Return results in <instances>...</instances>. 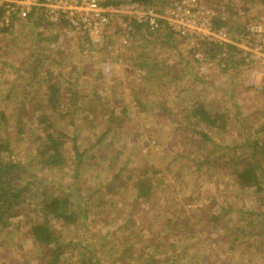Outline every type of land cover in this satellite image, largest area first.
Returning a JSON list of instances; mask_svg holds the SVG:
<instances>
[{"label":"rangeland","instance_id":"1","mask_svg":"<svg viewBox=\"0 0 264 264\" xmlns=\"http://www.w3.org/2000/svg\"><path fill=\"white\" fill-rule=\"evenodd\" d=\"M165 1L163 0L161 3ZM202 2L211 8H215L213 4H215L216 0H203ZM165 4H168V1ZM221 4L222 2L218 3L219 6ZM42 15L40 12V27L38 30H41L40 33H43V36H41L42 40L35 48L30 50L20 48L19 43L23 39L26 42L32 41L33 36L30 28L24 26L15 28L9 25L11 28L8 31L0 32V143H2L3 139H7L13 158L24 163L35 175L37 182V185H34L35 189L41 190L43 186H47L52 182H54V185L62 183L77 184L79 186L82 184L93 183V185H97L98 183H104L113 174L108 171L109 161H114L113 155L120 152L121 156L115 160L116 164H113V166H115V171H118L123 166L126 167L123 176L120 178L121 181L125 179V182H127L129 180L125 178L127 175L132 172H138L139 169L144 167H148L149 174L154 173V170H158L159 173L162 172L165 175L164 185L163 187L161 185L158 187L156 195L159 198L160 195L164 197L165 202L168 204L163 208L157 207L152 213L139 216H136L134 210L129 213L126 209L130 199H132L133 190L129 185L125 187V185L121 184L117 187L119 191L116 200L123 207L118 212H115L116 220H119L120 223L127 221L131 225L130 243L135 247L142 241V238L144 239L142 236H145L148 232L155 231L154 228L158 229V235L164 236L165 232L170 229L167 227V220L174 223V220L182 219L183 222L191 214L190 221L192 219L193 224H204L206 221L203 218L200 219L198 215H192L194 210L200 211L197 210L199 206H203V210L200 211L201 214L203 211L210 214L215 210L223 213L220 221V227L223 230L221 228L220 230L225 233V236L227 234L225 229L229 230L239 227L248 231L250 236L263 232L259 224L264 223V216L253 215L252 212L264 211V205H262L258 196L252 195L251 192H245V190L240 188L235 176L231 173L230 167L227 169L221 165L237 155H241L240 157L244 158L251 154L243 144L254 137L259 140L260 145L255 155L262 161V169L264 171V145L261 144L264 142V115L262 114L264 108V55L257 62L250 63L249 66L244 65L243 60L239 58L243 69L251 73V78L247 76L249 84L245 88L246 71L237 68L235 69L236 72L233 69L229 70V65L233 63L232 61L228 63L227 69L220 65H214L202 73L201 66L193 60L188 52L186 42L177 35L156 34L159 32L153 34L149 30L151 34L143 35L141 34V29L135 26V34L130 43L123 44L117 31L120 28L115 25L113 26L114 33L112 31L107 32L102 45L90 43L89 48H85L78 33L70 28L68 22H51L43 19ZM255 15L264 16V8ZM248 19L250 17L246 18V20ZM239 20L242 21V19ZM241 26L229 23V27L232 30L237 29L236 31H238ZM55 34L58 35L57 40L54 39ZM114 34L116 37H114ZM109 39L114 42V46L118 48L121 46L123 49H128L127 47H131L132 44L135 45L134 42H138L136 44L140 45V43H146L148 40H151L153 45L149 47L150 51L142 52L139 49L141 52L138 53V51L134 50L132 52L134 57L127 58L124 52L121 53L120 50L109 49ZM80 42L81 44H79ZM162 43H168L172 49L163 48ZM70 44L74 47L75 45L83 47L85 53L82 51V55L80 53L79 55H74L76 53L72 55L70 52V55L58 54L57 47L64 46L65 48ZM2 45L11 47L7 49V52L11 53L9 58L12 61L16 59L15 62L7 65L2 64ZM150 53H154V55ZM160 53L162 54V62L161 66L160 64L156 65V72L155 69H152L151 64L142 63V61L138 60V58L144 60V55L147 58L146 54L154 57L155 55H160ZM138 54L139 57L137 58ZM151 56H148V58H151ZM180 57L186 58L188 64L192 65L193 73L199 79H192L196 75L178 64ZM17 59H23L28 62L25 66L27 68L23 70V78L17 75L18 71L15 64L18 62ZM118 59H121L122 62H117ZM79 60L81 61L79 62ZM165 61L169 63L164 65ZM175 61L178 64L177 66L174 64ZM106 62L114 64L115 68H113L111 73H107L104 68ZM164 67L170 70L166 79L165 75L163 76L160 73ZM255 70L262 71V76L253 78ZM227 71L229 74L234 73L237 77H240L239 84H241L242 88H239V85L232 86L228 81L218 83L221 75ZM215 72H218L217 78L213 75ZM2 73L4 74L2 75ZM36 73L41 74L32 78L31 76ZM144 74L145 76L142 77ZM10 75H13L12 79L6 80L3 77L6 76L8 78ZM14 81L15 83L13 84ZM191 81L204 86V93L202 92L201 97L207 104L211 101L212 103L217 102V97L213 95H220L221 98L223 96L222 99L227 101L228 99L231 100V96L237 91L238 94L241 93L240 96H235L234 99L237 98L244 104L247 103L249 105L242 108L244 110L243 113H245L243 115L244 126L243 121L234 119L228 122L229 124H227L225 130L217 131L211 129L209 139L204 140L200 136L201 140L198 147L194 143L177 141V135L180 133L176 134L172 126L161 127L159 122L153 124L152 120H150L151 117L149 118L150 113H143L142 115L138 111L143 105H150L152 100L161 101V98L166 103L172 101L173 105L178 104L180 99L176 94L181 89L189 87L192 83ZM49 83L50 85L54 83L59 88V102L50 103L47 101ZM8 95L9 100L5 104L4 113H2V105ZM187 95H190V92ZM121 97H128L126 102L127 106L131 107L133 128H129V139L127 140L118 135L114 137V134L108 137L111 141V149L109 150L111 154L108 155L110 160L101 161L100 167L102 168L97 167L99 165L96 164L97 161H100L96 159L97 156L100 159L99 155H94L90 159L87 155V159H84L85 165L79 167L80 176L77 178L73 176L71 167H66V169H46L39 163L40 158L36 149L39 141L36 139V135L45 138L47 133L63 134L64 147L70 161L75 159L73 154L75 152L73 148L75 136L79 146L78 150H87V153H91V146L98 141V137L106 132L110 112L115 110V106ZM235 104L236 101L232 104V108L229 109L230 113L236 117L238 114L234 107ZM120 105L116 106V109L121 107ZM225 105L224 103L218 105L217 108L221 113L225 112L226 108H223ZM121 112L122 110H115V113L123 117ZM165 116V120H167L169 118L168 113ZM42 117H44V122H41ZM160 120V125L165 124L164 119L160 118ZM48 125L51 126L46 128ZM150 126L157 129L150 130ZM191 129L194 130V128H188L185 132L189 131L194 134ZM102 146L100 144V148ZM237 146V150L233 149ZM180 149L184 150L185 152L182 153L188 157L192 154V158L176 159L175 156L181 153ZM200 150L203 154H212L215 170L207 167V165L211 166V164L204 163L198 166L197 162L202 161L201 158L203 157L200 154ZM100 151H103V148ZM195 151L199 152V157L194 154ZM0 156L4 160H9L10 157L7 151L0 152ZM230 165H232V162ZM44 180L48 181V183L44 182ZM119 182L117 181V183ZM42 184L43 186H41ZM247 211L251 212V214L247 213ZM94 212L98 216L99 210H94ZM204 217L208 218V216ZM30 219H32V213L24 211L11 220L6 230H2L0 227V264H43L39 261L43 259V256H41L42 251H44L43 247L38 246L29 236L27 222ZM88 224L95 229L94 233L97 234L102 231L98 226L99 224H91L90 222ZM181 227L183 226H179V228ZM204 229V227H200V233L196 237L198 239L191 241L185 235H181L177 238V241L175 240L177 249L189 241H191L190 245L193 247L188 252L181 253L182 259L177 264H190V262L198 264L199 261L203 264L246 263L238 255L230 252L223 253V246L216 244L221 239L219 229H212L214 233L207 238H205ZM74 232L75 229H65L62 239L68 240ZM123 233L124 231H119L117 236L120 237ZM256 237L252 236L249 241L257 245L258 240ZM112 239L108 238L106 241L101 239V237L97 238L94 241L96 249L106 251L109 247H113ZM108 241L110 243H107ZM143 241H146V239ZM162 245L161 251L164 249L167 251L164 243ZM179 252L178 250L177 253ZM68 258L69 254L66 260ZM192 259L194 261H190ZM251 263L263 264L264 262L260 259L259 263L254 260L247 264ZM124 264L139 263L135 260H128Z\"/></svg>","mask_w":264,"mask_h":264},{"label":"trees","instance_id":"2","mask_svg":"<svg viewBox=\"0 0 264 264\" xmlns=\"http://www.w3.org/2000/svg\"><path fill=\"white\" fill-rule=\"evenodd\" d=\"M129 1L139 2L145 5L155 4L154 0H112L111 2L122 4ZM262 2V4H264V0H262ZM33 12L34 11L31 13ZM37 17L39 20L38 14ZM223 23L225 22L221 21L218 25ZM213 47L214 46H212V48ZM235 60V57L230 59L232 62ZM47 92L48 102H59V88L56 87L54 83L51 85L50 83L48 84ZM7 100H9V95L2 105V113H4L3 111ZM127 112L128 109H124L123 115H125V117H121L120 114L115 113V110L111 111L107 120V131L105 134L103 133L98 137L97 143L91 146L93 151L97 148V152H101L98 154L100 161L96 162V164L99 165L97 167L101 166V161L103 162L105 159H109L108 151L111 149V144L107 143L103 145V151H100L101 148L99 143L103 142L106 134L111 131L113 126H115L113 128H116L117 125L115 123H119L123 118H127ZM193 116H195L198 122L202 123L207 128L206 131L209 132L211 129L215 128L224 130L227 124L226 117L223 114L212 113L207 110L206 106L202 103L194 108ZM41 122H44V117L41 118ZM50 126L51 125H48L46 128ZM206 131L199 132L204 140L210 138L208 135L209 132ZM35 137H37L36 139L40 143H38L36 147L37 154L40 158V164L46 169H66V167H71L73 176L76 178L80 176L79 167L85 165L84 156L87 150H78L79 146L76 136L74 137L75 144H73L75 159L72 161L69 160L68 153L64 147L63 134L47 133L45 138L39 137V135ZM8 144L9 141L7 139H3L2 143H0V152L7 151L10 155L9 160H4L0 156V227L2 230H6L14 217L24 211L31 212L32 219L27 222L29 236L38 246L43 247L44 251H42L41 255L43 259H40V261L44 262V264H124L128 260H135L139 264H177L182 259L181 253H186L189 249H193L190 242L198 239L196 237L197 234L200 233L201 226L205 228V238L214 233L212 229L220 230L221 228L220 221L223 213L215 210L210 214L205 211L201 214L200 211L203 210V206H199L197 210L200 211L194 210L192 215H198L200 219L203 218L206 221L204 224H193L192 219L190 221L191 214H189L187 220L183 222L182 219L174 220V223L167 220V227L170 229L165 232L164 236L158 235V229L154 228L155 231L148 232V234L142 236L146 238V241H143L144 239L142 238V241H140L136 247L130 243L131 231L128 229L126 232L124 231L120 237L115 236L112 239L113 242H111L113 247L101 253V251L96 249V245L91 243V232L87 225L95 193L100 191V188L103 187V192H101L99 200L104 201L103 199L108 197L117 187L114 182L120 181L118 183L119 186L121 184L125 185V187L129 185L133 190L131 209L139 208L146 204L147 207L144 206L139 209L137 214H147V212L154 211L155 204L159 203L160 200L155 197V188H157L161 181V175L158 176V170H154L153 174H148V167H144L139 169L138 172H132L127 175L125 177L129 179L127 182H125V179L121 181L120 178L123 176L126 167L123 166L116 172L115 166H113V164H116V156L114 155V161L109 159L110 166L108 171L113 173L111 178L104 184H100L97 188L90 186V184H82L79 186L77 184L61 183L54 185V182H52L47 186H43L42 184L41 186H43V188L39 190L38 188H34V185L37 183L35 175L24 163L13 158ZM261 144L264 145V142ZM243 146H245L251 154H248L247 157L244 158H241V155H237L229 159L227 163H223V165L228 164L240 188L245 190V192H251L252 195L255 194L258 196V199L262 202V205H264V171L262 169V161L255 155L260 147L259 140L253 137V139L248 140ZM233 149L237 150L238 146ZM118 154L119 152H117V156ZM209 162L213 161L208 160L207 163L210 164ZM231 162L232 165H230ZM44 182L48 183L46 180H44ZM114 194L117 195L118 193L115 191ZM112 203L116 206L117 202L113 201ZM247 213L251 214L249 211H247ZM252 213L253 215L264 216V211H254ZM204 216H208V218ZM261 225L259 224L263 232L252 235L254 238L258 235L256 237L258 240L257 245L249 241L252 237L248 235L249 232L240 227L235 229L231 228L229 230L225 229L227 232L226 236L225 233L220 230L221 239H219L216 244L223 246V253L230 252L238 255L239 258L246 261L244 264L254 260L259 263L260 259L264 262V223H261ZM179 226L183 227L179 228ZM121 227L125 228L126 223L125 225H118V228ZM65 229H75L74 237L68 240L62 239ZM221 229L223 230V228ZM116 231L117 233L119 232L118 229L115 230V232ZM181 235H185L191 241L183 246L181 245L180 248L177 249L175 240L177 241V238ZM82 236H84V238L80 239ZM162 243L167 247V251L166 249L161 251L163 247ZM178 250L180 251L179 253H177ZM68 254L69 258L66 260ZM107 259L110 260L107 261ZM190 261L194 260L192 259ZM190 264L192 263L190 262ZM198 264L203 263L199 261Z\"/></svg>","mask_w":264,"mask_h":264},{"label":"built area","instance_id":"3","mask_svg":"<svg viewBox=\"0 0 264 264\" xmlns=\"http://www.w3.org/2000/svg\"><path fill=\"white\" fill-rule=\"evenodd\" d=\"M111 1L0 0V29L2 25H11L15 18L27 20L32 11L38 16L41 12L45 20L68 22L85 48L90 43L102 45L105 34L115 25L120 28L117 31L123 44L130 43L135 26H145L153 33L167 29L186 42L202 73L214 65L226 69L234 57L249 66L264 55V16L250 17L236 31L223 19L222 12L199 0H166L150 5L130 1L118 5ZM217 21L225 23L218 25ZM104 68L111 73L113 64L106 62Z\"/></svg>","mask_w":264,"mask_h":264},{"label":"crops","instance_id":"4","mask_svg":"<svg viewBox=\"0 0 264 264\" xmlns=\"http://www.w3.org/2000/svg\"><path fill=\"white\" fill-rule=\"evenodd\" d=\"M113 1H119V0H113ZM162 1L163 0H154V2H156V3H161ZM199 1H201V0H199ZM204 1H208V0H204ZM220 2H222V4L219 6L218 3H220ZM214 3L215 4H213V5H215V8L218 7L217 8L218 11H220V12H222L224 14L223 19L226 20L228 22V24L229 23L230 24H239V26H241V25H243L245 23L247 17L249 18L251 16H254L257 13H260V11H262V8H264V6L262 4L263 3L262 0H216V2H214ZM242 11L245 12V13L241 14ZM239 19H242V21L239 20ZM38 21L40 22V19L38 20L37 13L35 11L30 14V16H29V18L27 20H21V19L15 18V20L12 21L11 27L18 28V27H23L24 26V27L30 28L32 30L31 31L32 32V36H33L32 37L33 38L32 41L31 42H26V40L23 39L22 42L19 43L21 49L30 50L32 48H35L37 46V44L40 43V40H42L41 36H43V33H40V31H41L40 29L38 30V28L40 27ZM11 27L8 26V25H5V26L2 25V29L3 30L0 29V32L8 31ZM138 28L141 29V34H143V35L147 34V33L151 34V32H149L148 29L145 26H141L140 25V26H138ZM113 30H114V27H111V28H109L108 32L112 31L114 33ZM162 33H166L167 36L172 35V33H170L169 31H167L165 29H163L162 31H159V33H156V34H162ZM168 33H170V34H168ZM136 36H138V34H136ZM112 37H113V35H112ZM114 37H116L115 34H114ZM57 38H58V35L55 34L54 39L57 40ZM52 42H54V41H52ZM109 42H110L109 49H111V50L116 49V51L120 50L121 53L124 52L126 54L127 58L128 57H130V58L134 57V54L132 53L134 50L138 51V53L141 52V51L142 52H147V51H150L149 47H151L153 45L152 41L148 40V42L140 43V45L136 44L138 42H136V43L134 42L135 45L132 44L131 47H127L128 49H125V48L123 49L121 46L119 48L114 46V42L110 41V39H109ZM57 44H59V43H57ZM79 44H81V43H79ZM162 44H163V48H167L168 50L172 49L171 46L168 45V43L167 44L162 43ZM52 45L55 46L54 44H52ZM105 45H107V44H105ZM8 48H11V47H9V45H7V46L6 45H2V64H4V65H7V64H10V63L16 61V59L14 61H12L9 58L11 53L7 52ZM57 48H58V54L60 53L61 55H63V54L70 55L69 52L72 55L74 53H76L74 55H79V53L81 54V52L84 50V48L81 47V46L79 47V45H75V47H74L71 44L69 46H66L65 48H64V46H59ZM182 48H183V46H182ZM139 49H141V51ZM83 53H85V52L83 51ZM150 54L154 55V53H150ZM150 54L149 55L146 54L147 58L144 55V60L141 59V58H138L139 54L137 55V58H138V60H140V62L142 61V63L144 62V63L151 64L152 69L153 70L155 69V72H156V65L160 64V66H161L162 54L160 53V55H155L154 57L151 56ZM148 56H151V58H148ZM178 60H179L178 64H180L182 66V68H187V71L190 70V72L192 74H195V73H193L192 65L188 64V62L186 61V58L180 57V59H178ZM178 60H177V62H178ZM17 61L18 62L15 63L16 64V70L18 71L17 75L19 77L23 78V70L27 68L25 66H26V64H28V62L26 60H23V59H17ZM80 61L81 60H79V62ZM175 62H174V64L177 66L178 64H177V62L176 63ZM168 63L169 62L165 61L164 65H167ZM162 66H163V64H162ZM113 68H115L114 64H113ZM229 68H230L229 70L233 69L234 71H235L236 68L239 69V70H242V71H246V70L243 69L242 62H241V60H239V58H237L231 65H229ZM228 71L225 72V74L221 75L220 81L218 83H221V82L224 83V82L228 81V83L232 84V86L239 85L238 87L240 88L241 87V84H239L240 83V80H239L240 77H237L234 73L229 74ZM169 72H170V70L169 69H165V67H164L163 71L160 72V73H162L163 76L165 75V79H166V78H168L167 74H169ZM3 74L4 73H2V75ZM39 74H41V73L33 74L31 77L32 78L37 77ZM145 74L142 77H144ZM213 75H215V77L217 78L218 77V72H215ZM12 76L13 75H10L8 78L6 76H3V77L6 80H8V79H12ZM247 76H248V78H251V73L248 72V71H246V80H247ZM260 76H262V71L255 70V72L253 73V78H258ZM119 78H121V77H119ZM192 79H199V78L196 75ZM243 79H244V77H243ZM246 80H245V88H246V85L249 84L248 80H247V84H246ZM191 82L192 83H191V85H189V87H187L186 89L185 88L181 89L180 92L176 94V96H178V98L180 99V100H178V104H174L173 105L172 101L170 103H166L163 100V98H161V101L157 102L156 100H152V103H150V105H146V104L143 105L141 107V109H138V111L141 112L142 115H143V113L144 114L145 113H150L149 118L151 117L150 120H152L153 124L159 122V126H161V127L172 126L174 128L176 134H178V132L180 133V134L177 135V138H178L177 141H180L182 143H184V141H187L190 144L194 143L198 147L200 145V140H201V138H200L201 135L199 133L200 129H201V131H206V129H207L202 123L198 122V120L196 119L195 116H193L194 108L197 107L198 104H200V103L204 104L206 106V109L211 111L212 113H218L220 115L223 114L226 117V121H227L226 123L227 124H229L228 123L229 121H233L234 119H237L239 121H243V126H244L245 120H244V116L243 115H245V113H243L244 110L242 108L248 107L249 105L247 103L244 104L243 102H241L237 98L234 99L235 96L238 97V96H240L241 93L238 94V91H237L233 96H231V100L228 99L227 101L222 99L223 96L221 98L220 95H213V96L217 97V102L216 103H212V101H211V102H209L207 104L205 102V100L202 99V97H201L202 92L204 93V86L202 84H197L194 81H191ZM14 83H15V81L13 82V84ZM11 89H12V86H11ZM207 89H208V87H207ZM188 92H190V95H187ZM229 93H231V92H229ZM154 96H155V94H154ZM172 96H174V95L172 94ZM183 96H184V98H183ZM127 100H128V97H126V98L121 97L120 100L118 101V103L116 104V106H119L121 104L120 105L121 107H118L116 109V106H115V110L116 111L122 110V112H121L122 114L124 112V109H128L127 116H126L127 118L126 119L123 118V120L121 122L115 123L117 125L116 128H113V127H115V126H113L111 131L106 134L103 142H101L99 144H102V145H106L107 143L111 144V141L108 139V137L112 136L113 134H114L113 135L114 137L116 135H118L119 137L124 138L125 140L129 139L128 130H129V128H133L132 127L133 119L131 117V113H132L131 107L127 106V102H126ZM208 100L210 101L209 98H208ZM234 101H236V104H235L234 107L236 108L237 114H238V116L236 115V117H235V115H232L230 113L231 111L229 109V108H232V104L234 103ZM143 103H145V102L143 101ZM223 103L226 104L223 107V108H226V109L224 110L225 112L221 113V111L217 107H218V105L223 104ZM228 103L231 104V105L229 106ZM167 113H168V117L169 118L167 120H165V117H166L165 115ZM262 114L264 115V108H263ZM123 117H125V115H123ZM160 118L164 119L165 124L160 125V123H161ZM227 124L225 125V129H226ZM149 128H150V130L157 129V128H154L152 126H150ZM188 128H194V130L191 129V131L194 134H191L189 131L186 133L185 131ZM195 130H198V131H195ZM215 130L220 131L219 128H215ZM106 131H107V125H106ZM206 132H209V131H206ZM175 133H174V135H175ZM104 134H105V132H104ZM209 134H210V132L208 133V135ZM101 148H104V147L102 146ZM180 150H181L180 151L181 153H180V155H176L175 156L176 159H179V158L182 159V160L183 159H190L192 154L190 155V157H188L186 154L182 153V152H185L184 150H182V149H180ZM100 153L101 152H97V148H96L94 151L92 150L91 153H85L84 158L87 159V155H88V158L90 159V158H92V156L98 155ZM102 153H104V152H102ZM109 154H111V153H109V151H108V155ZM194 154H196V156L199 157V152L198 151H195ZM200 154H202L203 157L201 158L202 161H198L197 162L198 166H200L201 164L203 165L204 163L208 164L207 163L208 160L209 161H213L212 157H211L212 156L211 153L203 154L201 152V150H200ZM115 156H116L115 159L117 160L121 156V153L119 152L118 156H117V153H115ZM96 159L100 160L98 158V156L96 157ZM209 163L211 164V166L207 165V167H209L210 169H214L215 170L216 168L214 167L213 162H209ZM127 164H128V161H127ZM221 166L223 168H227V169L229 168L228 164H226V165L222 164ZM192 168H194V166H192ZM148 174H149V172H148ZM160 175H161V181L158 184L157 188H155L156 194L158 193V191H157L158 187L160 185L163 187V185H164L165 175L162 172L158 173V176H160ZM104 183H98L97 185H93V183H92V184H90V186H94L95 188H97V187H99L100 184H104ZM115 185H117V187H119L117 182L115 183ZM117 187L114 189V191L112 193L109 194L108 197L103 199L104 201H100L99 200L101 192H103V189H102L103 187L100 188V191H97L95 193V196H94L93 202H92V206H91V209H90V213H89L90 218L87 221V225L89 226V229H90V232H91L90 240H91V243H93V244H95L94 241L97 238L101 237V239L107 241L108 238L111 239V238H114L115 236H117L118 233H117V231L115 232V230L118 229V225L119 224L125 225V223H126V227L125 228H122V227L119 228V231H125L126 232L128 229L131 230V225H129L127 223V221H124V223H120L119 220H116L117 216L115 215V212H118L123 207V205L119 204V201L116 200V196L117 195L114 194L115 191L117 193L119 191V188H117ZM155 197L157 199H160L159 203L155 204V209L157 207H162V208L166 207V205L168 203L165 202V198L164 197H162L161 195H160V198L157 197V195H155ZM113 201L117 202L116 206L112 203ZM131 203H132V199H130L129 205H128L126 210L129 213H131L132 210H134L136 216L141 215V214H139V215L137 214L139 209H141L144 206L147 207V205L145 204V205H142L139 208L131 209ZM94 210H99L98 216L94 212ZM152 212H147V213H152ZM143 214H145V213H143ZM120 217H121V215H120ZM88 222H90L91 224H95V223L99 224L98 226H99V228L102 229V231L98 232L97 234L94 233L95 229H93L88 224ZM72 237H74V233L70 236V238H72ZM83 238H84V236H82L80 239H83ZM144 239H146V238H144ZM107 243H110V242L108 241ZM102 252H105V251H101V253ZM108 260H110V259H107V261ZM42 263L44 264V262H42Z\"/></svg>","mask_w":264,"mask_h":264}]
</instances>
